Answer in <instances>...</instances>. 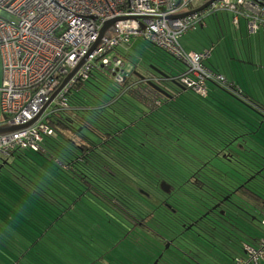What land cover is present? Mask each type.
Returning a JSON list of instances; mask_svg holds the SVG:
<instances>
[{
    "label": "trees",
    "instance_id": "trees-1",
    "mask_svg": "<svg viewBox=\"0 0 264 264\" xmlns=\"http://www.w3.org/2000/svg\"><path fill=\"white\" fill-rule=\"evenodd\" d=\"M141 40L146 41L134 37L114 51L129 64L122 81L95 69L72 85L66 109L50 110L45 116L43 122L53 134L42 137L38 151L19 147L0 154V264L71 263L72 256L64 255L58 242L67 247L63 240L71 234L77 248L83 242L89 253L79 264H95L116 247L134 252L138 240L131 233L148 220L140 209L149 204L144 193L154 194L155 208L163 210H169L162 205L167 195L173 212H179L174 204L183 196L196 203L197 210L189 209L192 214L208 219L216 212L215 196L221 197L223 188L230 187L235 206H222L219 219L228 221L225 224L235 229V241L238 236L242 243L236 249L229 241L230 230L217 231L224 252L233 253L228 264L244 256V245L258 247L264 230L256 237L249 229L264 214V190H260L264 166H259L264 164V137L252 138L256 144L247 147L248 128L239 127L244 128L245 115L254 117L250 109L264 115L263 104L230 83L210 81L206 97L179 88L174 81L185 65ZM147 77L158 78L153 82L168 95L151 87ZM260 126L264 135V119ZM214 157L233 164L238 176L225 178L211 165ZM209 179L219 182L213 185L206 182ZM160 182L168 186L160 189ZM165 215L180 223L179 215ZM263 220L261 216L264 227ZM195 237L177 245L178 249L186 245L182 247L188 250L186 257L200 251ZM93 254L96 260L90 261ZM212 259L205 263L219 264Z\"/></svg>",
    "mask_w": 264,
    "mask_h": 264
},
{
    "label": "built area",
    "instance_id": "built-area-1",
    "mask_svg": "<svg viewBox=\"0 0 264 264\" xmlns=\"http://www.w3.org/2000/svg\"><path fill=\"white\" fill-rule=\"evenodd\" d=\"M206 1L0 0V125L25 124L35 118L63 77L83 60L48 105L56 102L54 107H47L31 125L0 134V154L8 155L19 147L38 151L42 137L53 134L43 122L45 116L50 110L66 109L70 87L87 79L93 70L102 69L122 81L129 64L116 54H108L134 37L179 59L185 70L177 77L178 82L201 96H208L210 81L227 83L223 75L203 63L209 55L207 50L188 51L180 43L181 35L194 28L201 14L172 17ZM217 8L232 12L234 23L238 15H243L249 30L261 28L264 32V0H217L205 12ZM111 19V30L94 47L99 29ZM257 246L244 245V256L235 257L233 264H260L264 259V237Z\"/></svg>",
    "mask_w": 264,
    "mask_h": 264
},
{
    "label": "rangeland",
    "instance_id": "rangeland-1",
    "mask_svg": "<svg viewBox=\"0 0 264 264\" xmlns=\"http://www.w3.org/2000/svg\"><path fill=\"white\" fill-rule=\"evenodd\" d=\"M214 12L216 15L210 14L211 17L207 18L208 21H213V25L211 26V29H208V33H209L210 38L213 42H214V39L217 41V39H216L217 36L213 32V29H215L214 27L217 28L216 21H214L216 19H214V17L216 18L218 16L219 19H221L222 12L223 13H229L228 16H225V18L228 19L227 20V22H228L227 26H228V28L233 29V31H231V32L233 34L237 35V37L239 39L243 33L245 34L248 32V28L245 27L246 24L243 26L244 30H241L239 28L235 29V24L232 23V16H231L232 13L228 12L226 9L217 8V9H214L211 13H214ZM222 23H223V21H222ZM195 33H196V31H194L193 28H189V30L187 29V31H185L182 34V36L180 37L181 45L188 51L197 49V51H199V52L201 50H207L209 52V50H210L209 53L211 54V56L208 57V59H207L208 61H206V64L207 63L209 64V62H211V60H212L214 62L213 65H215L220 72H223L225 74H229V70L231 67V66H228V62L230 61L229 60V57H230L229 54L230 53H228L227 51H230V52L233 51L234 52L236 50H242L243 46H242L241 42H239V40L237 41L234 37H226V34L223 33V35L225 37L224 36L219 37V38H221V40L218 44L215 45L214 49H212L211 46H207V47L203 48L201 40L197 37V35H195ZM263 35L264 34H262L261 35L262 37H260V44H261V48H260L261 49V56H260V58H259V56H255L254 61H253L254 63L253 62L249 63L250 61L248 60V61H246L248 64H244V65H242V62H240V60H238V58H237V59H235L236 61H234V63H233L232 70H235V69L238 70V73L241 76V78L237 79L239 86H241V89L249 91L250 94H252L253 98L256 99V102H258V104L260 103L261 105L263 104V106H264V96L261 97V95L257 91L255 92V88H254L255 87L254 82L259 83L260 86L261 85L264 86V36ZM141 41H143V44H145V45L148 44L144 40H141ZM232 41L234 43H232ZM235 41H237V42H235ZM258 48H259V46H258ZM258 50L253 48L254 52H257ZM242 53H243V50H242ZM113 55H114V52H111L110 54H108L109 57H112ZM238 66L244 67V68H249V70H240ZM70 90H71V87H70ZM263 92H264V90H263ZM54 104H56V102H53V104L48 107V110L51 109ZM248 108H250V107H248ZM249 111L252 114H254V117H252L251 115H245L246 117H244L242 119L245 121L243 124L244 125L243 127L245 129L242 127H239V128H241L242 130H246V128H248L246 131L249 133L251 139L247 138L245 140V144L247 145V147L251 146L253 148L254 146L252 145V143L253 142L255 143V141H254L255 139H252V138H254L256 136L264 137V135L262 134V131L259 130L261 127L260 126L261 121H262V119H264L263 118L264 115H262L259 112L256 113L257 111L255 112L252 109H250ZM257 130H259V131L257 133H255ZM239 131L241 132V130H239ZM246 131H243V132H246ZM263 145H264V142H263ZM235 148H237V147H235ZM232 149H234V148H232ZM211 165H213V167H215L221 173H223L222 175H225L224 177L227 179H233L234 176H238L237 171L235 170L233 164L225 163L216 157H214L211 160ZM259 166L263 167L264 164L261 163ZM206 182L213 184V185L214 184L217 185V183L219 181H217L215 179H209ZM159 185H160V187H159L160 189H165V185L168 186V184L165 182H160ZM260 190H264V181L260 186ZM261 193L264 195V191ZM143 195H144L143 198H145L149 202V204H148V206H146L147 208L144 209L143 207H141L140 209L144 215L147 212L148 220H147V224H146V220H145L146 226H144V227L138 226L131 233L133 239L137 238V240H138L136 243H134L136 246L134 252L125 250L121 246H120L121 248L116 247L112 252L104 255V258H102L100 260L97 259L98 261H96L95 264H132L135 261L137 262V264H143V263L148 264V262L150 264L153 261L154 257H157L161 254H162V258H161L162 264H187V263H185V260H182L181 258H183L182 253H187L188 251L183 249L182 248L183 246L179 248V251L176 249L177 245L179 246V244L184 242V240H183L184 238H182L180 240L176 239L175 235H177V233L179 232L180 229L172 226L173 224H179V223L176 222L170 216H167L165 214H172V215L174 214L176 216L182 215L183 217L192 216L194 214H192L191 211L197 210V208L195 207L196 203L195 202L189 203V201L186 199H183V196H182L181 203L177 202L174 204L175 207L180 208L179 212L178 211L172 212L169 210H163V209H159V208L153 209V207H150V206L152 205L151 201H153L154 204H155V202H157V198H155V195L151 194V193H144ZM233 205H235V203ZM180 206H186V207H180ZM190 208H192L191 211L189 210ZM261 216H264V214L261 213L258 216V219L255 221L256 223H255L254 227L253 228L250 227V229H249V231L256 237L259 236V234L264 230V227L259 222V218ZM196 217H197V215H196ZM161 220H164V221H162V224H160ZM225 221L228 222L227 220H225ZM225 221H224V219H219L217 222V225L219 224L220 229H222L224 231V233L227 230H230V231H228L229 232L228 237L231 238L229 241L234 242L235 248L239 249L241 246V243H242L241 242L242 238L237 236L236 241H235L236 234H235L234 238L230 237L231 232L235 233V229H231L230 226L225 224ZM234 227L236 229H238V228L242 229L241 227H237L235 225H234ZM242 227H244V226H242ZM242 230L244 232H246V230H244V229H242ZM69 235L70 234H68L67 236H69ZM190 236H192L191 233H189L186 236V238L190 239L191 238ZM157 237H159V238L157 239ZM195 238L200 241V244L198 247L200 249V251H198L199 254H197L196 258L200 259L201 261L206 262V258H208V256H209L208 254L210 253L211 254L210 256H212V258H214V259H217L219 264H226L230 260V256H231V254H233L232 251L228 250L227 252H224L225 248L223 249V245L219 241L213 240L214 242H211L212 246H210V244H207L201 238H198V237H195ZM58 242L60 245V249H62L61 251H63V254L66 255V253L69 252L70 255L72 256V258H71L72 262L68 263V264H75V263L79 264V262L81 263L83 261L82 260L83 257H85L87 254H89V253H87V250L85 248L86 245L83 242H81L83 245H81L79 248H77L76 237L73 234H71L68 237L67 241L63 240V242L66 243L67 247L62 246L63 243L60 240ZM188 242H189V240L187 241V243ZM154 244L158 245L159 248L161 249V251H159V249L156 248ZM170 244L172 246H170ZM167 248H172L171 249L172 254L175 253L176 256L178 254V258L172 256L169 253V251H167L168 250ZM208 248H210L211 250H209V253H206V252H208L207 251ZM164 251H166L165 254L162 253ZM99 253H98V255H99ZM155 253H157L158 255L156 254L157 256H155ZM167 253H169L168 256H166ZM63 254L59 253L58 256L60 255V258L64 259ZM205 255H207V257H205ZM95 256L96 255L93 254L94 258L90 257V259H91L90 261L96 260ZM102 256H103V254H102ZM69 257H68L67 261H70ZM86 263H88V262H86ZM53 264H58V263H53ZM207 264H210V262Z\"/></svg>",
    "mask_w": 264,
    "mask_h": 264
},
{
    "label": "crops",
    "instance_id": "crops-1",
    "mask_svg": "<svg viewBox=\"0 0 264 264\" xmlns=\"http://www.w3.org/2000/svg\"><path fill=\"white\" fill-rule=\"evenodd\" d=\"M228 12H230L229 10H227ZM212 12V11H211ZM211 12H205L203 14H201V17L199 18L198 22L196 23L195 27L193 28L194 31H196L195 35H197V37L201 40L202 42V47H207V46H211L212 49H214L215 45L218 44L221 40V36H224L223 33L226 34V37H234L237 41L239 40V42H241L242 46H243V53L242 50H236V51H227L229 54V62H228V66L230 67L229 70V74H225L223 72H220L218 70V68L213 65L214 62L211 60V62H209V64H206V61H208V57L211 56V54L209 53V55L206 57V59H204L203 63L209 68L211 69L213 72L221 74L224 76V78L226 79L227 83H230L232 85H235V88H240L241 86H239L237 79L241 78V76L238 73V70H232V66L234 61H236L235 59L238 58V60H240V62H242V65L244 64H248L246 61H250L249 63H252L254 61V57L255 56H261V44H260V37H262L261 35L264 34L263 30L261 28L256 29L255 31H251L249 30V28L247 27V23H246V18L243 15H238L237 21L236 23H234L233 21V13H232V23L235 24V29L239 28L241 30L243 29V26L245 25V27L248 28V32L247 33H243L240 37V39L237 37V35L233 34L231 31H233V29L228 28L227 24V20L225 18V16H228L229 13H223L222 12V16L221 19H219V17L217 16L216 18L214 17V21H216L217 24V28L214 27L215 29H213L214 34L217 36V41L214 39V42L211 40L210 35L208 33V29H211V26L213 25V21H208L207 18H210L211 15L210 14H215L211 13ZM216 15V14H215ZM223 21V23H222ZM199 23V24H198ZM198 24V25H197ZM224 24V25H223ZM189 30V29H188ZM191 30V29H190ZM235 31V30H234ZM253 32V33H252ZM229 35V36H228ZM254 35V36H253ZM182 36V35H181ZM264 36V35H263ZM225 37V36H224ZM231 40V39H230ZM235 41V42H237ZM232 43H234L232 41ZM259 46V48H258ZM253 48L255 49H259L257 52L253 51ZM194 51H197V49H194ZM203 50H201L200 52H202ZM199 52V51H197ZM210 52V50H209ZM232 54V55H231ZM228 57V56H227ZM237 63V62H236ZM254 63V62H253ZM235 66V65H234ZM240 70H249V68H244V67H240L238 66ZM249 72V71H248ZM251 72V71H250ZM255 83V92L257 91L261 97L264 96V86H260L259 83L254 82ZM243 90V89H242ZM245 93L249 94L250 96H252V94H250L249 91L247 90H243ZM253 97V96H252ZM258 100V99H257ZM217 260V259H216ZM229 262V261H228ZM228 262L226 264H228ZM260 264H264V259L261 261Z\"/></svg>",
    "mask_w": 264,
    "mask_h": 264
},
{
    "label": "flooded vegetation",
    "instance_id": "flooded-vegetation-1",
    "mask_svg": "<svg viewBox=\"0 0 264 264\" xmlns=\"http://www.w3.org/2000/svg\"><path fill=\"white\" fill-rule=\"evenodd\" d=\"M217 1V0H216ZM208 8V7H207ZM206 9V8H205ZM205 9H203L202 11H198L196 13H200V14H203L205 13ZM191 10V9H190ZM214 10V9H213ZM211 10V11H213ZM188 11V10H186ZM211 11H206V12H211ZM193 14V13H192ZM191 15V14H189ZM196 25V24H195ZM195 27V26H194ZM185 49V48H184ZM190 51H194V50H190ZM119 56V55H118ZM121 57V56H120ZM208 181V180H206ZM215 185V184H214ZM168 189V188H167ZM169 190V189H168ZM224 191H222V195L221 197H217L215 196V199H213L214 201V204L216 205L214 207V212L215 214H213L214 217L210 216L208 219H203V218H199L200 216L197 214V217H196V214H194V216L192 215V217L190 216H186V217H183L182 215L179 217V220H180V223L179 224H176L177 226H179V232L177 233V236H178V239H182L184 238V244L187 243L188 240H191L194 238V236H198L199 238L203 239L207 244H210V246H212L211 242H214L213 240H216V241H219L221 240L220 238H222V236L217 232V231H220V227H219V224L217 225V222L219 220V216H221L222 214L220 213L222 210V206L224 207H231L232 206H235L233 205L235 203V201H233V197H234V194H233V188L230 187V188H223ZM170 191V190H169ZM167 191V193L169 192ZM166 199H167V202L166 201H162V205L164 208L166 209H169L171 210L172 212L175 211L174 209L171 208V206L173 205L172 201H170L169 197H167L166 195ZM152 202V207L153 209H155L156 205L154 204L153 201ZM219 211V212H218ZM220 213V214H219ZM187 218H193L192 220L190 219H187ZM218 218V219H217ZM244 222H247V220L245 219ZM218 227V228H217ZM217 228V230H216ZM191 233L192 236H190L191 238L190 239H187L186 236ZM194 235V236H193ZM235 236V233L234 232H231L230 234V237L234 238ZM173 244V243H172ZM183 244V247H185L186 245ZM170 246H172L170 244ZM169 251V253L174 256V257H177L176 254H172L171 252V249L172 248H167ZM178 251L179 249L176 248ZM184 249V248H183ZM188 251V250H187ZM208 252L206 253H209V250H207ZM163 254L166 253V251L162 252ZM166 256H168V254ZM161 254V253H160ZM198 251L196 254H192V255H189L188 257H186V255H188V253H182V255H185V257L181 258L182 260H185V263L187 264H206L205 262L201 261L200 259L196 258L197 256ZM208 258H206V260H209L212 262V257L210 256L211 254L209 253L208 254ZM161 257L158 259V261H161V258H162V254L160 255ZM193 257V258H190V257ZM205 257H207V255H205ZM158 258V257H157ZM205 259V258H204ZM155 259H153L154 261ZM163 260V259H162ZM216 260V259H215ZM152 261V262H153ZM151 262V263H152ZM162 262V261H161Z\"/></svg>",
    "mask_w": 264,
    "mask_h": 264
},
{
    "label": "water",
    "instance_id": "water-1",
    "mask_svg": "<svg viewBox=\"0 0 264 264\" xmlns=\"http://www.w3.org/2000/svg\"><path fill=\"white\" fill-rule=\"evenodd\" d=\"M216 0H207L205 3H203L202 5L194 8V9H191V10H188V11H184L182 13H179V14H176V15H172V17H183V16H186V15H189V14H192V13H196L198 11H202L203 9L209 7L211 5L212 2H214ZM113 22H114V19H111V20H108V21H105L102 25V27L99 29V37L94 45V47H96L98 45V43H100L101 41V37L107 35L109 33V31L111 30V27L113 25ZM83 60L77 64L74 68H72L67 74L65 77H63L62 79V82L60 83V85L55 89V91L51 94L50 96V99L48 101V103H46V105L40 110V112L35 116V118H33L32 120L28 121L27 123L25 124H20V125H11V124H1L0 125V134H3V133H7V132H10V131H14V130H17L19 128H23V127H26V126H29L31 125L32 123H34L44 112V110L48 107V105L53 101L56 93L69 81V79L71 78V76L78 70V68L81 66ZM152 69L157 72L159 75L161 76H165L167 75L163 70H161L160 68L158 67H155V66H151ZM212 71V70H211ZM148 84L153 87L155 90L159 91L161 94L163 95H168V93L163 90L158 84H156L155 82H152V81H149ZM174 84L177 85L179 88L181 89H185V87L183 85H181L178 81H174ZM1 117L3 119H6V115L2 114ZM216 205L213 206V208L215 207ZM221 214L224 213V211L222 210L220 212ZM161 256L159 255L158 258H156L151 264H157L158 263V259L160 258Z\"/></svg>",
    "mask_w": 264,
    "mask_h": 264
}]
</instances>
